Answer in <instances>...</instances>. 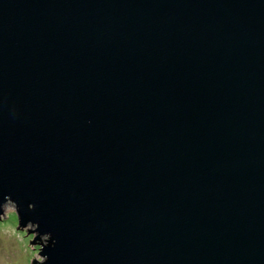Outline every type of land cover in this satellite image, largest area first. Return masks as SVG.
<instances>
[{
    "label": "water",
    "instance_id": "obj_1",
    "mask_svg": "<svg viewBox=\"0 0 264 264\" xmlns=\"http://www.w3.org/2000/svg\"><path fill=\"white\" fill-rule=\"evenodd\" d=\"M9 202L31 264H264V0H0Z\"/></svg>",
    "mask_w": 264,
    "mask_h": 264
},
{
    "label": "rangeland",
    "instance_id": "obj_2",
    "mask_svg": "<svg viewBox=\"0 0 264 264\" xmlns=\"http://www.w3.org/2000/svg\"><path fill=\"white\" fill-rule=\"evenodd\" d=\"M18 225L14 203H6L0 214V264H31L33 258L41 259V245L30 243L37 235L28 233L32 225L27 223L23 230Z\"/></svg>",
    "mask_w": 264,
    "mask_h": 264
}]
</instances>
